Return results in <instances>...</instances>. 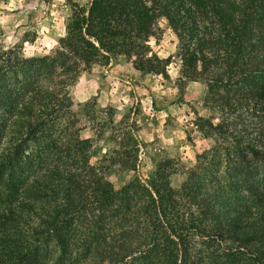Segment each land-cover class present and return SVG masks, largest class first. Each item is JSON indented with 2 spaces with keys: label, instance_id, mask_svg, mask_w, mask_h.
I'll list each match as a JSON object with an SVG mask.
<instances>
[{
  "label": "trees",
  "instance_id": "16d2710c",
  "mask_svg": "<svg viewBox=\"0 0 264 264\" xmlns=\"http://www.w3.org/2000/svg\"><path fill=\"white\" fill-rule=\"evenodd\" d=\"M161 19L208 86L211 146L179 187L165 159L116 190L106 168L123 159L91 162L70 88L144 52ZM0 264H264V0H91L50 53L0 47Z\"/></svg>",
  "mask_w": 264,
  "mask_h": 264
},
{
  "label": "rangeland",
  "instance_id": "374dc122",
  "mask_svg": "<svg viewBox=\"0 0 264 264\" xmlns=\"http://www.w3.org/2000/svg\"><path fill=\"white\" fill-rule=\"evenodd\" d=\"M90 3L0 0V47L27 56L50 53L66 34L72 11L78 6L89 8ZM155 27L156 35L144 52L118 55L108 65H96L70 88L78 125L84 127L82 136L95 139L91 162L109 165L112 158L123 159V164L116 161L106 168L116 190L135 177L147 184L165 159L172 161V185L179 187L186 169L211 146L198 127L200 117L214 113L207 105L208 86L203 80L184 77L178 37L168 22L161 19ZM153 55L167 63L161 64V72L147 73L136 67V60ZM131 139H136L137 150L124 155L131 150Z\"/></svg>",
  "mask_w": 264,
  "mask_h": 264
}]
</instances>
